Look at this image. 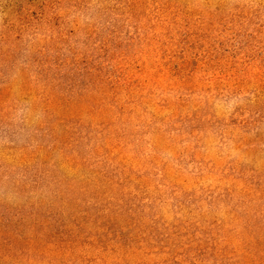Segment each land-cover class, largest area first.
<instances>
[{
    "label": "rangeland",
    "instance_id": "obj_1",
    "mask_svg": "<svg viewBox=\"0 0 264 264\" xmlns=\"http://www.w3.org/2000/svg\"><path fill=\"white\" fill-rule=\"evenodd\" d=\"M0 264H264V0H0Z\"/></svg>",
    "mask_w": 264,
    "mask_h": 264
}]
</instances>
